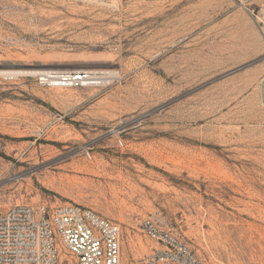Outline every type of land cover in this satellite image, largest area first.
<instances>
[{
  "label": "rangeland",
  "instance_id": "rangeland-1",
  "mask_svg": "<svg viewBox=\"0 0 264 264\" xmlns=\"http://www.w3.org/2000/svg\"><path fill=\"white\" fill-rule=\"evenodd\" d=\"M3 69L0 211L89 206L122 264L159 245L146 220L202 264H264V0H0Z\"/></svg>",
  "mask_w": 264,
  "mask_h": 264
},
{
  "label": "built area",
  "instance_id": "built-area-1",
  "mask_svg": "<svg viewBox=\"0 0 264 264\" xmlns=\"http://www.w3.org/2000/svg\"><path fill=\"white\" fill-rule=\"evenodd\" d=\"M88 72H50L42 84L82 87ZM145 232L159 244L142 264H202L190 246L151 220ZM119 223L76 202L16 204L0 211V264H122Z\"/></svg>",
  "mask_w": 264,
  "mask_h": 264
},
{
  "label": "bare ground",
  "instance_id": "bare-ground-1",
  "mask_svg": "<svg viewBox=\"0 0 264 264\" xmlns=\"http://www.w3.org/2000/svg\"><path fill=\"white\" fill-rule=\"evenodd\" d=\"M35 73H37V72H39V73H50L51 71L50 70H40V71H34ZM56 72H58V73H63L62 71H56ZM76 72H78V71H76ZM18 73H21V71L19 70H0V74H2V76L3 75H15V74H18ZM112 73H114L113 71H112ZM24 74V73H23ZM115 74V73H114ZM19 75V74H18ZM98 79H102V76L101 77H97V81H95V80H93V81H95V82H93V84H97V83H101L102 82V80H98Z\"/></svg>",
  "mask_w": 264,
  "mask_h": 264
}]
</instances>
